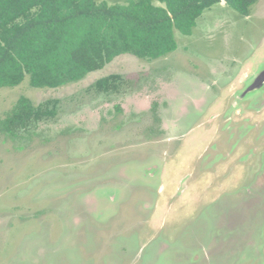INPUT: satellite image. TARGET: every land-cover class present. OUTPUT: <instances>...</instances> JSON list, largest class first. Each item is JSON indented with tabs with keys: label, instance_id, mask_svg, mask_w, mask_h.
Masks as SVG:
<instances>
[{
	"label": "rangeland",
	"instance_id": "obj_1",
	"mask_svg": "<svg viewBox=\"0 0 264 264\" xmlns=\"http://www.w3.org/2000/svg\"><path fill=\"white\" fill-rule=\"evenodd\" d=\"M175 38L155 61L0 89V119L57 102L0 134V264H264V90L239 100L264 68V0L250 16L222 1Z\"/></svg>",
	"mask_w": 264,
	"mask_h": 264
},
{
	"label": "trees",
	"instance_id": "obj_2",
	"mask_svg": "<svg viewBox=\"0 0 264 264\" xmlns=\"http://www.w3.org/2000/svg\"><path fill=\"white\" fill-rule=\"evenodd\" d=\"M258 1L224 0L243 16H250ZM220 2L132 0L111 6L98 0H0V89L17 87L26 78L33 88L57 89L126 54L164 58L178 49L175 31L191 36L204 11ZM121 81L115 74L94 87L117 93ZM46 103L36 107L20 98L0 119V134L15 139L35 123L55 118L57 102Z\"/></svg>",
	"mask_w": 264,
	"mask_h": 264
},
{
	"label": "water",
	"instance_id": "obj_3",
	"mask_svg": "<svg viewBox=\"0 0 264 264\" xmlns=\"http://www.w3.org/2000/svg\"><path fill=\"white\" fill-rule=\"evenodd\" d=\"M224 2V0H222ZM264 90V68L254 78L253 82L247 87V89L239 95V100L243 101L251 97L253 94Z\"/></svg>",
	"mask_w": 264,
	"mask_h": 264
},
{
	"label": "flooded vegetation",
	"instance_id": "obj_4",
	"mask_svg": "<svg viewBox=\"0 0 264 264\" xmlns=\"http://www.w3.org/2000/svg\"><path fill=\"white\" fill-rule=\"evenodd\" d=\"M259 264H263V262H260V261H259Z\"/></svg>",
	"mask_w": 264,
	"mask_h": 264
}]
</instances>
